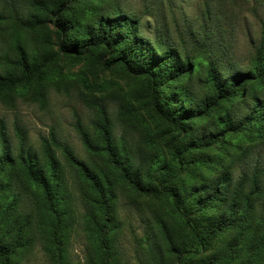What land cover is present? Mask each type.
Returning <instances> with one entry per match:
<instances>
[{
  "label": "trees",
  "instance_id": "trees-1",
  "mask_svg": "<svg viewBox=\"0 0 264 264\" xmlns=\"http://www.w3.org/2000/svg\"><path fill=\"white\" fill-rule=\"evenodd\" d=\"M201 1L205 23L197 32L189 31L195 43L189 48H178L168 35L143 36L139 18L121 0L5 2L0 23L7 27L11 49L0 56V97L31 92L43 104L47 85L63 77L54 64L57 56L78 62L98 50L104 68L118 67L138 81L132 94L157 120L141 135L147 150L138 159L125 139L114 142L102 108L95 140L77 125L83 146L102 155V166H89L53 137L41 138L42 159L37 160L24 150L19 129L15 159L0 120V264H13L25 244L26 223L17 216L9 222L18 200L15 180L37 200L52 264H65L67 204L54 147L90 191L93 207L85 217L92 264H117L115 183L165 205L170 221L158 218L156 232L146 235L154 255L166 252L177 264H264V220L252 218L257 183L247 173L234 178L228 154L242 139L264 134V0L257 6H248L247 0ZM244 10L257 18L260 37L246 68H238L223 56L224 34L233 32L234 21L246 18ZM122 108L128 118L137 117L130 101Z\"/></svg>",
  "mask_w": 264,
  "mask_h": 264
},
{
  "label": "rangeland",
  "instance_id": "rangeland-1",
  "mask_svg": "<svg viewBox=\"0 0 264 264\" xmlns=\"http://www.w3.org/2000/svg\"><path fill=\"white\" fill-rule=\"evenodd\" d=\"M6 1L0 0V12L4 10ZM16 1L28 3V0ZM259 2L247 0V5L252 6L254 3L257 6ZM121 3L128 12L139 18L143 36L154 39L168 35L178 48L193 46L195 43L189 38V31L197 32L205 23L201 0H121ZM243 13L246 18L239 23L234 21L233 32L224 34L228 43L223 49V56L238 68H246L252 48L260 37L257 18L246 10ZM224 28L230 30L227 25ZM212 48L216 49L214 44ZM10 49L7 27L0 23V56L10 53ZM54 64L61 70L63 77L47 85L43 104L33 99L31 92L0 97V120L13 158L16 159L19 151V129L24 135V150L37 160L42 159L41 138L53 137L67 144L73 154L89 166H102V155L89 153L77 130L79 125L89 139L95 140V122L101 108L110 119L114 142L125 139L136 159L145 154L147 147L141 135L145 128L152 130L157 118L133 96L132 91L138 84L136 79L118 67L104 68L98 50L78 62L60 55L55 58ZM260 95L264 98V91ZM126 101L135 105L136 118L130 119L124 113L122 107ZM54 152L61 163L67 204L68 227L62 248L63 261L65 264H92L94 249L88 238L85 217L93 207L88 200L90 191L75 168L65 161L61 149L54 147ZM228 154L234 178L243 173L255 178L256 192L251 194L252 218L264 220V134L251 141L242 139L238 148H229ZM13 189L18 193V200L9 222L17 216L26 223L22 238L25 244L13 257V264H52L34 194L18 180L14 181ZM249 189L247 182L244 190ZM113 190L115 227L112 239L117 264H177L166 252L155 255L150 252L146 239V235L156 232L158 218L170 221L165 205L123 184L115 183Z\"/></svg>",
  "mask_w": 264,
  "mask_h": 264
}]
</instances>
